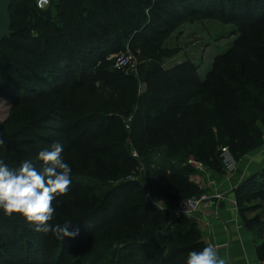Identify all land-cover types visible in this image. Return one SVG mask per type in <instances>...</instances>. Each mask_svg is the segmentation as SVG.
<instances>
[{"label":"trees","instance_id":"1","mask_svg":"<svg viewBox=\"0 0 264 264\" xmlns=\"http://www.w3.org/2000/svg\"><path fill=\"white\" fill-rule=\"evenodd\" d=\"M217 1L51 0L40 10L36 0H13L11 32L0 43V97L12 101L0 124V160L10 168L29 160L42 169L39 152L60 143L72 182L52 202L50 223L71 222L69 231L78 228L79 234L58 239L0 210V264H46L44 255L55 249L66 260L65 250L87 248L91 257L106 255L103 264H186L191 251L207 247L190 219L169 226L167 213L149 202L147 192L176 206L204 194L191 181L190 158L222 174L216 148H227L237 163L264 145L260 39H239L206 80L191 77L189 61L163 67L176 31L215 19V12L224 18L231 10L236 21L234 9L243 4L241 26L264 29L260 0ZM127 44L144 61L136 75L107 61ZM133 147L140 159L132 156ZM140 166L141 180L129 179ZM235 194L245 226L264 238V218L247 216L252 200L264 201V169ZM257 253L264 261V241Z\"/></svg>","mask_w":264,"mask_h":264},{"label":"rangeland","instance_id":"2","mask_svg":"<svg viewBox=\"0 0 264 264\" xmlns=\"http://www.w3.org/2000/svg\"><path fill=\"white\" fill-rule=\"evenodd\" d=\"M217 3V0H212ZM260 8L258 11L264 13V0H260ZM243 4L237 6L234 9V13L238 15L236 21H232L231 10H227L226 16L223 18L220 12L213 13L215 19H206L201 20L195 23H186L182 27H180L176 33L172 36V38L167 43L166 48L168 49V53L166 54V58L163 60L164 68H171L177 64H181L184 62H192L193 69L191 73V77L195 79L206 80L207 75L213 70L214 63L217 58L224 55L228 52L234 44L243 37H251L260 39V41L264 44V29L262 28H254L248 29L243 28L241 24L243 23L242 16L243 13ZM237 45V44H236ZM129 47L132 55L137 58L139 61V67L144 63L140 59L141 53L140 51L133 50L130 48L129 44H127L122 51L116 52L114 54H110L107 58L109 61L110 56L118 55L121 53H125L127 48ZM113 70L111 67L108 68ZM124 73V72H123ZM126 74V73H124ZM99 86V83H97ZM145 90V86H142V91ZM12 108V101L6 100L0 97V124H2L10 115V111ZM133 117H130L129 122H131ZM129 131L130 128L126 127ZM263 145L260 147L262 148ZM216 152L220 153V157L223 159V163L225 168L233 167L232 164H236L235 160L230 155L227 148H216ZM134 153L137 155L134 156ZM132 156L136 159H140V155L138 151L133 147L132 148ZM195 157L190 158V160H195ZM162 160V159H161ZM199 162V161H198ZM202 163V162H201ZM238 163V162H237ZM143 164V163H140ZM189 164V161H188ZM203 164V163H202ZM141 167V166H140ZM144 169V167H141ZM230 171V169H229ZM142 171H135V182H139L141 180ZM144 173V172H143ZM194 175V174H193ZM121 182V180L116 181V183ZM129 196V195H124ZM131 197V196H130ZM250 206H254V209L251 211L252 217L260 216L264 218V201L260 198H256L249 203ZM107 214V213H106ZM96 225H100L101 221H96ZM172 226V225H169ZM186 226H183V229ZM93 231V230H92ZM261 232V231H260ZM91 235V231L89 232ZM264 234V227L259 236ZM164 235H162L163 237ZM259 238V237H258ZM162 239L160 238V241ZM103 243L101 241L98 245L100 246ZM61 248V247H60ZM96 250V249H94ZM62 251V250H61ZM91 249H86L80 251L76 250H65L66 260L63 258V254H61L60 249H55L52 254H45L44 260L46 264H103L106 258V255H96L91 257Z\"/></svg>","mask_w":264,"mask_h":264},{"label":"clouds","instance_id":"3","mask_svg":"<svg viewBox=\"0 0 264 264\" xmlns=\"http://www.w3.org/2000/svg\"><path fill=\"white\" fill-rule=\"evenodd\" d=\"M62 151L58 142L40 151L37 158L42 162V169H37L29 160L18 168H10L0 160V210L7 217L22 216L36 232L52 233L64 240L76 237L79 230L69 231L71 222L50 223L56 211L52 202L66 195L72 182L71 167L63 161ZM186 264H225V261L219 258L216 248L209 245L200 251H191Z\"/></svg>","mask_w":264,"mask_h":264},{"label":"crops","instance_id":"4","mask_svg":"<svg viewBox=\"0 0 264 264\" xmlns=\"http://www.w3.org/2000/svg\"><path fill=\"white\" fill-rule=\"evenodd\" d=\"M232 165L222 174L207 170L191 176V181L211 199L208 207L190 220L197 225L203 242L214 246L225 264H259L257 247L264 238H258L245 226L235 191L245 180L264 169V145ZM247 216L253 218L251 212Z\"/></svg>","mask_w":264,"mask_h":264},{"label":"built area","instance_id":"5","mask_svg":"<svg viewBox=\"0 0 264 264\" xmlns=\"http://www.w3.org/2000/svg\"><path fill=\"white\" fill-rule=\"evenodd\" d=\"M50 3L51 0H36L37 7L40 10L47 9ZM109 61L114 62L115 69L122 71L127 75L138 74L139 61L132 55L129 47L125 53L110 56ZM127 127L130 128L129 125ZM136 155L137 154L134 153V156ZM188 165L195 171V173H205L207 171V168L204 166V164L196 160H189ZM142 170L140 169L139 171ZM129 179L135 180L132 177H129ZM218 198H220V196H218ZM147 199L152 205L157 207L158 210L167 213L170 220L169 225H172L182 218H194L202 210V208L208 207L211 197L204 193L200 196H193L183 199L176 206H167L154 198L148 191ZM259 264H264V261H260Z\"/></svg>","mask_w":264,"mask_h":264},{"label":"water","instance_id":"6","mask_svg":"<svg viewBox=\"0 0 264 264\" xmlns=\"http://www.w3.org/2000/svg\"><path fill=\"white\" fill-rule=\"evenodd\" d=\"M13 0H0V43L7 38L12 28L11 6Z\"/></svg>","mask_w":264,"mask_h":264}]
</instances>
